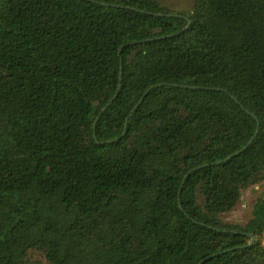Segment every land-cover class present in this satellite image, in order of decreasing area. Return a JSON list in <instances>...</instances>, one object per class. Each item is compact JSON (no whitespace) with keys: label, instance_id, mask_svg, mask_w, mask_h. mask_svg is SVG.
<instances>
[{"label":"trees","instance_id":"1","mask_svg":"<svg viewBox=\"0 0 264 264\" xmlns=\"http://www.w3.org/2000/svg\"><path fill=\"white\" fill-rule=\"evenodd\" d=\"M262 181L264 0H0V264H264Z\"/></svg>","mask_w":264,"mask_h":264},{"label":"rangeland","instance_id":"2","mask_svg":"<svg viewBox=\"0 0 264 264\" xmlns=\"http://www.w3.org/2000/svg\"><path fill=\"white\" fill-rule=\"evenodd\" d=\"M161 2L173 11L189 12L193 6V0H161ZM262 198H264V181L244 189L237 207L224 216L225 220L235 224H245L252 217L254 204ZM31 262L32 264H46L40 252L32 253Z\"/></svg>","mask_w":264,"mask_h":264},{"label":"water","instance_id":"3","mask_svg":"<svg viewBox=\"0 0 264 264\" xmlns=\"http://www.w3.org/2000/svg\"><path fill=\"white\" fill-rule=\"evenodd\" d=\"M119 54H121V49H120V52H119ZM122 69H123V65H122V63H121V72H120V81H122V77H123V73H122ZM157 86H159V85H153V86H151L150 88H148L146 91H145V93H144V95L141 97V99L139 100V102L137 103V105L134 107V109H133V111H135V110H137L138 109V107L141 105V103L144 101V99H145V97L149 94V92L153 89V88H155V87H157ZM117 95V94H116ZM113 100V98L111 99V101ZM110 101V102H111ZM110 102L107 104V106L103 109V111H105L106 110V108L109 106V104H110ZM251 115H253V114H251ZM254 117H255V119H257V121H258V118H257V116H255V115H253ZM97 120H98V118H97ZM258 129H259V121H258ZM258 129H257V133H258ZM256 133V134H257ZM250 144V143H249ZM246 147H244L243 149H241V150H239L237 153H235V154H239L242 150H244ZM233 156V155H232ZM232 156H230L229 158H231ZM194 170V169H193ZM190 174V172L188 173V175ZM187 175V176H188ZM182 191V188L180 189V192ZM251 238H252V242L250 243V244H253V242H254V240H255V238L253 237V236H251ZM231 250V249H230ZM217 254H213L211 257H209V258H212V257H214V256H216ZM205 262V260H203V261H201L199 264H203Z\"/></svg>","mask_w":264,"mask_h":264}]
</instances>
